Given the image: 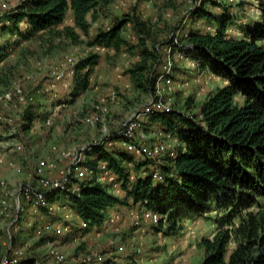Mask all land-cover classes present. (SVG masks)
<instances>
[{"label": "trees", "instance_id": "obj_1", "mask_svg": "<svg viewBox=\"0 0 264 264\" xmlns=\"http://www.w3.org/2000/svg\"><path fill=\"white\" fill-rule=\"evenodd\" d=\"M113 1H20L0 17V63L6 58L11 38L16 42L45 31L52 37L65 35L76 40L78 35L70 25L57 29L69 9L74 27L87 35L88 16ZM246 1L239 0L237 5ZM208 3L218 4L205 0L193 10L192 19H205L213 32L188 30L185 39L189 48L183 54L198 70L221 78L225 84L209 93L196 113L172 109L149 116L163 131L176 135L180 143L176 156H163V162L154 164L146 159L137 161L124 149L110 151L98 144L88 148L83 163L95 168L104 162L126 199L158 212V228L166 221L163 231L167 235L175 234L183 219L215 211L211 235L199 240L205 252L200 264H264V0H256L257 17L239 26L238 37L228 32L234 22L229 11L215 15L206 9ZM126 24L136 32L142 55L128 70L130 77L141 90L154 91L163 57L148 21L136 8L116 18L107 30L99 29L89 44L119 49L126 42L120 33ZM95 61L96 55L76 64L75 81L81 88L86 86L88 74L81 71ZM108 138L116 141L123 136L113 133ZM154 165L160 179L152 176ZM124 200L111 193L107 183L90 179H73L47 196L49 204L66 206L89 227L97 228L106 224L113 207ZM16 264H35V260L27 257Z\"/></svg>", "mask_w": 264, "mask_h": 264}, {"label": "rangeland", "instance_id": "obj_2", "mask_svg": "<svg viewBox=\"0 0 264 264\" xmlns=\"http://www.w3.org/2000/svg\"><path fill=\"white\" fill-rule=\"evenodd\" d=\"M22 0H0V17L11 11ZM218 4H206L205 7L215 15L226 9L234 22L228 26L233 37L239 36V26L256 19V0H247L238 6L239 0H215ZM205 0H114L88 16L90 28L84 35L74 27L70 12H67L61 30L70 25L78 35L76 40L65 35L50 36L47 32H38L28 39L10 40L5 60L0 63V138L10 143H21L24 151H7V158L22 166L17 174L11 166H0V181L8 189H18L22 182L35 184L31 167L39 157L51 154L54 161L58 155L51 153V147L82 153L84 160L88 148L102 145L108 150L122 149L115 141H110L113 133L121 134L124 123L132 114L141 110L153 96L154 91H143L132 81L128 70L142 57L138 46V36L130 24L122 27L120 33L126 41L119 49L102 45H90L99 29L107 30L116 18L136 8L137 14L148 21L155 35L163 60L170 55L172 61L173 85L167 97H170L173 110L196 113L209 93L222 87L225 82L210 73L200 71L188 56L183 53L189 48L185 36L190 29L211 31V24L205 19L193 20V10ZM3 4L6 7H3ZM8 25V24H6ZM1 27V26H0ZM25 25L21 24L24 29ZM177 38V44L174 43ZM5 42V41H4ZM150 40L146 43L149 45ZM6 43V42H5ZM180 45V46H179ZM184 49V52H182ZM96 61L81 71L88 72L87 84L81 88L75 81V67L78 61L95 56ZM72 62H68V59ZM62 73L61 78L57 74ZM156 86V82H155ZM20 88L23 94L32 96V101H23L17 95L8 101L1 97ZM115 98L110 99L111 93ZM187 101H189L187 106ZM107 107L102 120L94 119L96 107ZM90 118V121L86 119ZM49 119L50 123L45 124ZM29 127V128H26ZM161 125L155 121L146 122L150 134ZM165 140L175 147L179 140L172 132L164 131ZM138 161L141 157L134 156ZM135 160V161H136ZM163 162V159H160ZM55 173L52 172V175ZM114 195L122 197L123 203L115 205L112 212L119 213V222L115 226L103 225L89 227L80 236L81 240L72 243L66 237H33L31 226L40 222L39 215L25 209L23 219L13 245L21 248L25 254L45 259L50 246L57 247L66 257L64 264H200L205 255L199 245L202 237L210 236L213 229L215 211L203 215H193L178 223L179 229L173 235L164 233L167 226L162 221L161 228L156 224L143 221L140 212L143 209L131 199H126L119 185L108 184ZM1 191V189H0ZM138 213L139 225H133L131 216ZM48 216V215H47ZM49 218V217H48ZM57 222L61 218H53ZM7 221L0 217V256L6 250ZM122 245L123 250H118ZM102 256V261L96 260Z\"/></svg>", "mask_w": 264, "mask_h": 264}, {"label": "built area", "instance_id": "obj_3", "mask_svg": "<svg viewBox=\"0 0 264 264\" xmlns=\"http://www.w3.org/2000/svg\"><path fill=\"white\" fill-rule=\"evenodd\" d=\"M233 2L234 0H228ZM3 7H6L3 4ZM178 39L174 38V43L177 44ZM68 62H72L69 58ZM62 73L57 74V78H61ZM172 77V61L170 55L163 60L161 64L160 74L156 79V86L153 96L144 104L140 111L135 112L124 123L123 131L120 135L123 139L116 140L115 142L124 150L134 156L141 157L146 160L154 161L158 164L163 156L174 158L176 156V148L170 145L165 140V132L161 128H157L151 134L144 131V123L149 119V116L155 112H170L171 101L167 97L173 85ZM18 96L21 100L27 102L32 101L33 97H26L20 88H13V90L5 93L1 99L8 101L12 96ZM110 99L115 98V93L112 92L109 96ZM107 107L103 104L96 107L94 119L101 121V115L107 113ZM90 121V118L86 119ZM49 124V119L44 121ZM7 151L21 153L24 151V146L21 143L12 144L9 140L0 138V166L7 164L12 167L17 174L22 173V166L15 164L7 158ZM51 153L58 155V160L54 161L51 154L39 157L34 165L31 167L32 178L35 179V184L22 182L18 189H8L5 181H0V217L7 221L5 228L6 235V250L0 256V264H16L20 259L32 257L35 264H64L66 261L65 255L55 246H50L45 252V259L36 256L25 254L21 249L13 245V239L19 227V224L24 220L23 215L28 208V211L39 215L40 223L31 225L28 221L27 225L31 226V233L33 237L48 236H61L66 237L72 243H77L81 240V234L89 228L86 221L81 219L72 209L59 205L49 204L47 196L52 194L71 182V180L81 181L84 179L95 180L97 182L119 185L116 176L110 170L106 169L104 162H98L95 168L89 167L83 163L80 157L82 153H72L70 150H60L56 146L51 147ZM154 165L152 176L154 179H160L159 170ZM52 172L55 174L52 175ZM132 178V176H131ZM77 182L73 183V189H76ZM44 208L45 213L41 212ZM48 215V216H47ZM49 217V218H48ZM61 218L57 222L53 218ZM120 214L115 212L111 213L106 222V226H115L119 222ZM140 217L143 221L157 224L160 215L156 211L149 209H142ZM133 225H139V215L134 213L131 216ZM75 226V227H74ZM118 250L122 251L123 246L120 245ZM98 262L102 261V256H97Z\"/></svg>", "mask_w": 264, "mask_h": 264}, {"label": "crops", "instance_id": "obj_4", "mask_svg": "<svg viewBox=\"0 0 264 264\" xmlns=\"http://www.w3.org/2000/svg\"><path fill=\"white\" fill-rule=\"evenodd\" d=\"M67 12H70L69 14H70V16H71V19L73 20V14H72V11L69 9ZM67 14V13H66ZM52 218H54V217H52Z\"/></svg>", "mask_w": 264, "mask_h": 264}]
</instances>
